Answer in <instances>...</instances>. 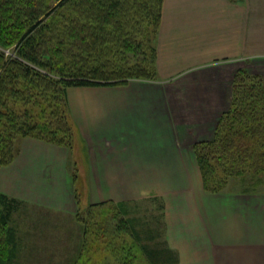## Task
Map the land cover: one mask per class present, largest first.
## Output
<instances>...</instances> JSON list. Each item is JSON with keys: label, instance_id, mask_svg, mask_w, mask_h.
Wrapping results in <instances>:
<instances>
[{"label": "crops", "instance_id": "crops-1", "mask_svg": "<svg viewBox=\"0 0 264 264\" xmlns=\"http://www.w3.org/2000/svg\"><path fill=\"white\" fill-rule=\"evenodd\" d=\"M263 61L264 0H164L158 78L72 88L73 146L23 139L0 170V191L74 215L82 205L163 197L177 207L172 245L183 264H264V213H251V194H208L194 151L230 110L236 73L264 78Z\"/></svg>", "mask_w": 264, "mask_h": 264}, {"label": "trees", "instance_id": "trees-1", "mask_svg": "<svg viewBox=\"0 0 264 264\" xmlns=\"http://www.w3.org/2000/svg\"><path fill=\"white\" fill-rule=\"evenodd\" d=\"M163 3L164 0H0V46L9 48L13 43L17 49L15 58H6L0 52V126L5 121L12 126L8 134L0 131V168L10 165L17 156L14 135L73 146L76 130L72 119L47 127L38 123L42 119H37L34 107L29 109L25 88L43 91L42 95L54 91L53 95L59 97L55 106H64L70 112V88L125 86L131 78H156ZM14 99L13 102L23 101V109L20 107L25 117L9 105ZM194 151L207 192H223L233 180L249 184L245 187L247 193L259 191L264 185L261 74L245 68L236 73L230 110L221 118L214 139L195 144ZM108 204L111 203L79 208L75 216L80 218L88 210ZM22 205L19 199L0 191V264H14L17 258L18 229L11 223ZM120 212L126 213L124 205ZM115 230L118 234L131 233L134 243L116 249L115 257L121 264L176 261L170 249H152L144 243L133 219H120ZM83 245H89L88 240Z\"/></svg>", "mask_w": 264, "mask_h": 264}, {"label": "rangeland", "instance_id": "rangeland-1", "mask_svg": "<svg viewBox=\"0 0 264 264\" xmlns=\"http://www.w3.org/2000/svg\"><path fill=\"white\" fill-rule=\"evenodd\" d=\"M0 52L6 58H15L17 53L16 45L14 46L12 43L9 48L0 46ZM256 63L260 62L251 58V64L255 65ZM157 78L158 73L153 80ZM133 80L149 79L131 78L128 80V84ZM71 89L68 90L69 103V92ZM25 92L26 102L30 104L29 109L34 107L35 116H37V119H42H38V123L47 127L53 124L56 125V123L61 125V123L68 121V118L71 119V110L69 112V110H65L64 106H55L59 97L53 95L54 91L45 92L42 95L43 91L25 88ZM15 100H12L9 105L15 111L17 110L21 117H25V111L22 110L23 106H21L23 101L13 102ZM1 109L3 110L2 106H0ZM20 116L19 119H21ZM33 119L35 120L36 118ZM7 123V121L2 122L4 126H0V131L6 134L9 133V129L12 127ZM13 137H15L14 145L18 149V153L23 139L32 138L17 135ZM48 176V183H50V180H53V176ZM83 176V174L79 175L76 190V192H80L81 197L79 198L81 199H83L82 195L85 193V185L87 183L86 180L83 181ZM248 185H242L241 181L233 180L223 192L210 193L205 191L216 196L251 194V213H264V185L257 189L259 191L247 193L245 187H249ZM166 204L167 201L163 197L127 199L122 202H113L103 206V208L97 207L88 210L80 218L76 217L71 209L62 208L61 211H54L41 206L23 204L15 212L11 223L12 227L18 229L19 236L17 258L14 264H121L122 261L120 262L116 259L118 256L115 257L116 249L119 246H131L134 243L131 240V233L127 234L124 231L118 234L115 228L119 224L120 219L130 218L134 220V227L144 243H148L152 249H170L177 256L176 261L170 264H183L181 255L179 256L175 249L176 247L172 245L174 239L172 238L173 220H171V217L176 212L177 207ZM121 205L126 208V213L124 214L120 212ZM83 209L86 210V207L82 205L81 210ZM86 240L89 243L87 246L83 245ZM93 243L95 246H91ZM136 250L138 249L135 248L133 251L136 252ZM123 251L125 252L124 248ZM135 264H142V260L135 262Z\"/></svg>", "mask_w": 264, "mask_h": 264}]
</instances>
